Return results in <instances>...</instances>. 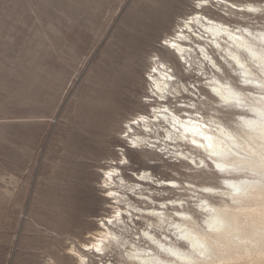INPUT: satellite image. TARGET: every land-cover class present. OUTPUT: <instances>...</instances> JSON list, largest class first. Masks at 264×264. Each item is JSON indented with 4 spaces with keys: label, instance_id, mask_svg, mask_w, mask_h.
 <instances>
[{
    "label": "rangeland",
    "instance_id": "rangeland-1",
    "mask_svg": "<svg viewBox=\"0 0 264 264\" xmlns=\"http://www.w3.org/2000/svg\"><path fill=\"white\" fill-rule=\"evenodd\" d=\"M182 8L181 0H0V264H81L76 251L114 211L103 182L112 164L130 183L147 169L155 179L221 184L213 167L189 169L161 146L146 153L126 140V122L148 113L156 97L155 58L168 59L191 89L202 78L183 74L185 60L163 45ZM208 14L264 29V14L230 17L216 0ZM226 111L223 120L233 122L234 111ZM149 187L164 193L155 182ZM136 222L135 232L147 227ZM85 252L89 264L123 263L118 249Z\"/></svg>",
    "mask_w": 264,
    "mask_h": 264
},
{
    "label": "bare ground",
    "instance_id": "bare-ground-1",
    "mask_svg": "<svg viewBox=\"0 0 264 264\" xmlns=\"http://www.w3.org/2000/svg\"><path fill=\"white\" fill-rule=\"evenodd\" d=\"M216 1L230 17L248 16L250 7L264 10L260 4L237 2L233 10L228 5L234 2ZM178 25L163 45L178 63L185 60L183 74L202 78H195L199 84L194 83V91L179 81L168 59L155 58L156 71L149 76L156 97L148 113L126 122V140L130 148L146 153L161 146L189 169L213 167L223 174V184L155 179L147 169L130 183L120 166L110 165L103 182L113 194L107 198L114 211L100 219L83 252L75 250L81 264H89L85 251L93 246L101 253L118 249L122 264H264V29L234 26L222 15L220 20L208 13L207 19L187 24L183 18ZM231 73L238 76L237 83ZM184 92L197 101H183ZM227 109L236 116L228 121L232 125L223 120ZM133 119L139 122L132 124ZM154 182L164 193L149 187ZM169 190L178 197H165ZM136 219L147 227L135 232L131 223L136 225Z\"/></svg>",
    "mask_w": 264,
    "mask_h": 264
},
{
    "label": "snow or ice",
    "instance_id": "snow-or-ice-1",
    "mask_svg": "<svg viewBox=\"0 0 264 264\" xmlns=\"http://www.w3.org/2000/svg\"><path fill=\"white\" fill-rule=\"evenodd\" d=\"M181 3L183 4V8L179 12V15L184 17V19H185L187 24H193L194 22H196V21H198L199 19H202V18L203 19H207L208 11H210L211 7L214 6V0H192V2L190 4H187V3L184 2V0H181ZM189 7L191 8V12H187L186 11L187 8H189ZM228 7L233 9V10L237 9V5L235 3H230L228 5ZM198 10H200V11H202L204 13L203 17L200 16ZM239 11L243 12L244 9H239ZM247 11L250 12V13H255L257 11H264V10H258L256 8H251L250 7V8L247 9ZM189 17H191V19H189ZM208 22L211 23L212 21H208ZM165 44H167V41H165ZM171 47L173 49H175L177 47V45L175 43H173L171 45ZM241 67H243V65H241ZM152 71L154 72V71H156V69L153 68ZM171 78L172 77H169V79H171ZM185 91H187V90L185 89ZM165 111H167V109H165ZM141 119H143V117H141ZM131 122H132V124H137L139 121L133 119ZM205 139H209V137H205ZM192 143L196 144V141L193 140ZM200 147H203V145H200ZM209 147H211V145H209ZM117 158H118L120 163H126V161L122 157L118 156ZM216 167L220 168V165H216ZM108 176L111 177L112 173L109 172ZM172 187H176V185L173 184ZM205 191H209V189H205ZM108 195L111 196L113 194L112 193H108ZM108 223H111V221H109ZM194 247H195V245H194ZM90 250L95 251V253H97V254H101V249L99 247H94L93 246Z\"/></svg>",
    "mask_w": 264,
    "mask_h": 264
}]
</instances>
